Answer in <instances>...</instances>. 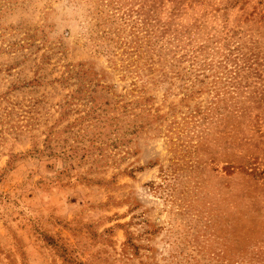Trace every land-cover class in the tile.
<instances>
[{
	"label": "rangeland",
	"instance_id": "1",
	"mask_svg": "<svg viewBox=\"0 0 264 264\" xmlns=\"http://www.w3.org/2000/svg\"><path fill=\"white\" fill-rule=\"evenodd\" d=\"M0 264H264V0H0Z\"/></svg>",
	"mask_w": 264,
	"mask_h": 264
}]
</instances>
